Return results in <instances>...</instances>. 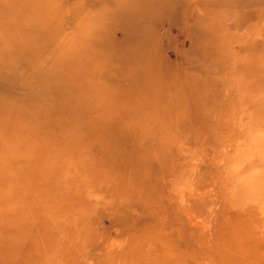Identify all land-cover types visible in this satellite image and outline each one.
<instances>
[{"label": "rangeland", "instance_id": "rangeland-1", "mask_svg": "<svg viewBox=\"0 0 264 264\" xmlns=\"http://www.w3.org/2000/svg\"><path fill=\"white\" fill-rule=\"evenodd\" d=\"M0 264H264V0H0Z\"/></svg>", "mask_w": 264, "mask_h": 264}]
</instances>
